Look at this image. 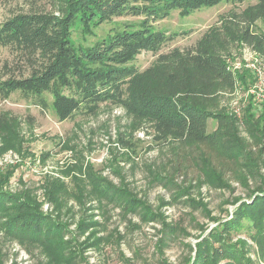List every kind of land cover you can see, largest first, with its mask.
I'll return each mask as SVG.
<instances>
[{
    "label": "trees",
    "instance_id": "obj_1",
    "mask_svg": "<svg viewBox=\"0 0 264 264\" xmlns=\"http://www.w3.org/2000/svg\"><path fill=\"white\" fill-rule=\"evenodd\" d=\"M220 1L62 0L52 11L14 12L0 22V44L28 65L30 73L0 76V97L8 98L19 91L23 97L47 107L45 95L51 94L62 120L77 113L94 114L104 102L122 105L128 114L147 121L158 145L163 150L169 147L172 152L168 166L147 165L150 181L163 178L167 187L180 173L187 174L189 170L197 175L190 182L226 185L231 179L247 180L246 176L254 180L250 200L237 209L234 221L213 228L209 239H219L225 229L240 232L247 220L252 238L264 255V101L257 103L253 97L241 113L218 108L221 94L233 91L239 81L246 83L245 76L236 74L223 57L233 36L231 28L236 26L239 39L264 58V31L255 27L256 22H264V0L235 14L222 28L210 29L195 45L161 53L145 70L132 64L141 52L157 54L178 36L179 32L168 34L158 29L155 22L178 9L188 15ZM124 16L143 19L139 23L126 22L121 29H112L90 45L78 46L72 38L74 27L90 31L94 25ZM210 120L217 122L214 131L209 130ZM6 125L5 116L0 114V134ZM244 131L248 136H244ZM120 142L128 150L122 157L133 158L131 143L122 136ZM72 166L70 183L61 177L50 179L44 195L52 206L50 213L41 210L42 203L29 190L18 194L4 191L3 185L14 172L9 168L0 171V229L5 228L8 236L12 234L9 238L43 249L49 257L48 264H79L86 261L85 247L99 249L107 237H112L110 233L92 240L93 231L80 241L89 228L96 227L98 234L105 225L84 221L70 231L69 223L61 217L64 201L74 199L84 204L95 199L97 210L106 217L111 206L119 207L129 223L130 214H141V220L147 221H154L160 214L121 173V182L115 184L100 176L102 169L91 162ZM114 170L120 172V168ZM177 191L183 192L182 197L191 192L187 188ZM11 201L14 203L9 208ZM1 219L5 221L1 223ZM18 228L25 232L17 235ZM164 229L169 233L174 228L165 225ZM231 238H224L221 247L208 255L205 244L209 239L204 237L197 243L195 259L190 256L186 264H206L208 260L218 264L220 259L216 260L215 255L222 253L227 256L224 264H239L236 260L241 258L240 248ZM2 252L0 247V264L4 262ZM245 260L244 264H250Z\"/></svg>",
    "mask_w": 264,
    "mask_h": 264
},
{
    "label": "rangeland",
    "instance_id": "obj_2",
    "mask_svg": "<svg viewBox=\"0 0 264 264\" xmlns=\"http://www.w3.org/2000/svg\"><path fill=\"white\" fill-rule=\"evenodd\" d=\"M60 1L0 0V22L18 11H52ZM258 1L222 0L215 5L199 7L188 15L182 10H175L154 25L168 34L179 32L178 36L157 54L141 52L132 64L138 70H145L156 62L161 53L195 45L207 31L222 28L225 22L234 19L235 14L242 13ZM142 19L135 16L117 17L92 26L90 31L74 27L72 38L78 46L90 45L105 37L112 29H121L126 22L139 23ZM255 27L264 31V22H256ZM230 35L233 36L223 57L236 74L245 76L246 83L244 85L239 81L233 91L221 94L218 108L227 107L230 112L241 113L253 99L254 91L259 90L255 89L258 83L256 69L264 71V58L239 39L236 26L231 28ZM29 73V66L0 44V76H23ZM45 98L47 107L37 104L33 98L23 97L19 91L8 98L0 97V114L7 121L6 128L0 134V171L3 173L9 168L14 172L3 185L4 191L18 194L29 190L42 203L41 210L50 213L52 206L44 196L50 179L61 177L70 183V176L74 173L72 165L91 162L102 169L100 176L109 178L115 184L121 182V173L139 196L160 212L154 221L141 220V214H130L132 222L129 223L119 207L111 206V213L106 217L97 210L99 204L95 199L84 204L74 199L64 201L61 217L69 223L70 231H75L79 223L84 221H99L105 225V228H99L98 234L96 227L89 228L80 241L92 235L93 231L96 232L92 240L99 235L112 233L111 239L107 237L99 249L85 247L86 261H79V264H186L190 256L195 259L198 241L204 237L209 239L211 230L220 227L221 223L234 221L237 209L250 200L249 191L254 189L255 181L247 176V180L231 179L226 185H216L203 180L190 182L197 175L189 170L187 174L180 173L175 177V182L168 184L169 187L164 184L167 180L163 178L159 182L150 181L147 165L167 163L168 166L172 152L169 147L163 150V146L158 145L147 121L128 114L120 104L104 102L94 114L77 113L72 118L62 120L55 111L52 95L46 94ZM216 127L217 122L210 120L209 130L214 131ZM121 136L131 143L133 158L126 159V155L122 157L128 150L122 148ZM244 136H248L245 131ZM115 168H120V172ZM183 188L191 191L188 196L182 197L183 192L177 191ZM13 203L8 202L9 208ZM1 221L3 223L5 220ZM164 223L170 227L172 225L174 229L167 233ZM249 224V221H244L240 232L225 229L223 238L211 237L209 243L205 244V252L211 255L212 249L221 247L224 238L232 237V243L240 248L241 258L236 260L239 264H244L245 259L250 264H264V255L252 238ZM18 229L17 235L25 232ZM11 235H7L5 228L0 229V247L4 256L2 264L50 263L43 249L35 244L29 246L21 243L18 238H9ZM215 259H220L218 264H224L227 261L226 253L216 254ZM206 264L212 262L208 260Z\"/></svg>",
    "mask_w": 264,
    "mask_h": 264
},
{
    "label": "built area",
    "instance_id": "obj_3",
    "mask_svg": "<svg viewBox=\"0 0 264 264\" xmlns=\"http://www.w3.org/2000/svg\"><path fill=\"white\" fill-rule=\"evenodd\" d=\"M258 83L255 89L259 88L258 91H254V98L257 103H260L261 100L264 101V71L257 68Z\"/></svg>",
    "mask_w": 264,
    "mask_h": 264
}]
</instances>
